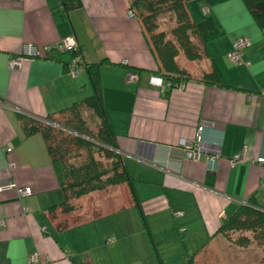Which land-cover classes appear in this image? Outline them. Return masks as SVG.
<instances>
[{"label":"crops","instance_id":"crops-1","mask_svg":"<svg viewBox=\"0 0 264 264\" xmlns=\"http://www.w3.org/2000/svg\"><path fill=\"white\" fill-rule=\"evenodd\" d=\"M129 9L127 0H84L71 11L60 0H0V183L31 188L28 196L0 190V264H26L34 252L38 264H184L191 257L193 264H217L221 223L251 200L264 207V165L255 162L264 157V28L241 0H190L191 18L214 16L223 34L198 60H179L187 73L182 90L162 92L148 82L157 63ZM69 35L85 65L76 76L68 72L70 52L54 48ZM241 36L250 40L241 56L248 65L227 59ZM27 44L41 54L9 69L10 57ZM97 63L130 182L83 195L75 210L62 212L47 144L29 129L92 95L87 67ZM213 68L220 83L202 81ZM128 70L138 73L137 82L126 81ZM80 110L96 124L89 108ZM202 122V153L191 161L177 143ZM212 153H219L216 165L206 162ZM236 154L243 161L231 166Z\"/></svg>","mask_w":264,"mask_h":264},{"label":"trees","instance_id":"trees-1","mask_svg":"<svg viewBox=\"0 0 264 264\" xmlns=\"http://www.w3.org/2000/svg\"><path fill=\"white\" fill-rule=\"evenodd\" d=\"M84 0H60L65 11L76 10ZM134 17L143 28L145 41L157 63L152 72L165 79L178 81L187 76L185 70L179 67V59L183 57L189 62L201 58V52L207 54V42L221 36L223 29L214 16H206L195 21L191 18L187 3L190 0H127ZM250 11L254 21L264 28V0H241ZM169 12L174 25L170 30L159 29L156 19L158 15ZM99 63L87 67L92 95L84 98L81 103H74L60 119H48L58 125L57 131L71 138L70 142L77 148L85 149L87 157L78 165L67 167L62 161L65 153L61 143H51L54 128L46 122H33L29 131H40L47 144V149L61 189L64 201L61 211L73 210L71 199L79 198L93 191L106 189L107 186L130 182L122 158L116 152L115 135L107 119L99 85ZM205 83H220L218 72L213 68L201 75ZM89 108L96 117V124L89 128L80 113V106ZM63 120V124H58ZM93 149L101 152L107 160V168H101L93 156ZM109 164V165H108ZM67 167V168H66ZM264 229V207L254 201L247 202L225 219L217 230V234L225 235L230 231ZM184 264H193L192 257Z\"/></svg>","mask_w":264,"mask_h":264},{"label":"built area","instance_id":"built-area-1","mask_svg":"<svg viewBox=\"0 0 264 264\" xmlns=\"http://www.w3.org/2000/svg\"><path fill=\"white\" fill-rule=\"evenodd\" d=\"M203 12H207L208 8L204 6L202 8ZM129 17H134L133 11H128ZM250 44V40L247 37H238L232 43L231 50L227 53V59L233 64L244 63L246 65L249 64V61H243L241 56L243 54L244 48H246ZM56 50L68 51L71 54V58L68 62V72L72 76H76L78 69L81 66H85L82 58V54L80 52L79 44L74 35H69L63 38L60 41L59 45L54 47ZM40 51H38L33 45L27 44L25 46L24 52L19 56L10 57L8 60V68L15 69L21 65V62L25 59L38 57L40 55ZM122 64H126V61H122ZM126 81L127 82H137L138 73L132 70H128L126 73ZM148 82L150 85L155 86L160 89V91L164 92L168 89H179L182 90L184 88V81H172L165 79L163 76L159 74L151 73L148 76ZM15 110L19 113H22L21 110L15 108ZM203 122L200 123L195 131V134L192 138H181L177 145L182 149L185 154V157L191 161H197L200 157L201 151V131H202ZM219 160V153H212L206 155V162L211 165H216ZM243 161V157L241 154H236L229 159V163L231 166L235 165L238 162ZM255 162L264 165V157H256ZM261 186L264 187V180L261 181ZM6 188H14L19 196H28L31 194V188L29 186L17 187L16 184L12 181H5L0 183V190ZM246 204V203H244ZM6 222L4 220H0V227H4ZM107 243H110L111 239L107 238ZM38 253H30L27 255L25 259L26 264H38Z\"/></svg>","mask_w":264,"mask_h":264},{"label":"rangeland","instance_id":"rangeland-1","mask_svg":"<svg viewBox=\"0 0 264 264\" xmlns=\"http://www.w3.org/2000/svg\"><path fill=\"white\" fill-rule=\"evenodd\" d=\"M159 29L170 30L174 21L169 12L158 15L156 19ZM183 60L181 57L179 60ZM186 60V59H185ZM89 128L94 126L91 117L86 114L83 115ZM54 128L51 129L52 138L51 143L56 145L61 143L63 151L62 161L67 167L70 165H78L87 157L85 149L77 148L72 142L71 138L64 133L57 131L56 123L48 122ZM60 120L58 124H63ZM93 156L98 160L101 168H107V160L103 157L100 151L93 149ZM109 165V164H108ZM66 167V168H67ZM72 208L75 210L77 199L72 198ZM222 240V245H217L216 252L217 264H264V229H250L240 231H230L225 235H218ZM209 264H215L213 258L210 259Z\"/></svg>","mask_w":264,"mask_h":264}]
</instances>
